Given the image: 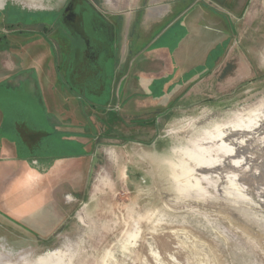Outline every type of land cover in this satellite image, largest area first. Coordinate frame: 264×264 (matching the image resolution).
<instances>
[{
    "label": "rangeland",
    "instance_id": "1",
    "mask_svg": "<svg viewBox=\"0 0 264 264\" xmlns=\"http://www.w3.org/2000/svg\"><path fill=\"white\" fill-rule=\"evenodd\" d=\"M63 1L42 0L31 7L6 0L0 20L11 27L32 29L25 23L30 21L45 26ZM175 1L93 0L111 20L122 22L120 52L143 47L138 40L145 37L143 28ZM198 1L224 20V56L182 88L183 94L176 92L164 109L126 111L119 103L99 110L103 120L88 128L94 134H87L92 146L81 199L61 186L53 199L52 191L43 192V181L41 191L38 180L24 177L23 166L15 177L12 159L4 165L0 264H264V0ZM186 3L181 0L164 21L176 32L157 43L172 46L176 33H184ZM16 34L20 46L9 34L0 36V54L13 58L2 53L0 59L12 66L21 46L26 53L53 46L36 31L18 29ZM27 56L24 60L32 64ZM103 57L97 52L93 60L78 63L88 69L105 62V73L80 81L70 71L63 73L75 91L83 89L80 100L88 112L86 100L96 99L98 84L103 86L99 99L105 100L113 80L115 59ZM44 106L27 82H0L1 132L18 141V155L32 154L42 162L74 152L57 142V135L30 146L20 142V133L47 128ZM99 111L91 114L99 116Z\"/></svg>",
    "mask_w": 264,
    "mask_h": 264
},
{
    "label": "crops",
    "instance_id": "2",
    "mask_svg": "<svg viewBox=\"0 0 264 264\" xmlns=\"http://www.w3.org/2000/svg\"><path fill=\"white\" fill-rule=\"evenodd\" d=\"M179 2L181 0L175 1L168 12L166 10L161 13L147 27L143 28L141 33L145 37L139 39L140 37L137 36L141 43L144 41L141 45L143 47L140 49L133 48L131 45L126 51H119L118 45L122 39V22L113 20L117 23L115 31H117L116 42L118 44L113 55L116 62L114 76L111 85H109L110 89H108V93L106 92L105 100L99 99L101 98L99 97V88H103L101 84H98L93 93L96 99L86 100L91 106L90 112H88L85 103L80 100L83 89L75 91L69 80L63 77V73L65 70L70 71L71 77L73 75V78L76 79L74 81H80L79 79L87 74L105 73L106 63L103 62L100 66L94 64L93 68L82 69L83 66L80 64L82 62L78 63L80 58H85L87 59L85 61L88 62L95 57L91 59L80 51L75 52L69 48V45H65L57 37H54V33H51L50 21L46 24L50 23V26L47 27L39 24L43 23L42 21L25 22L34 26L29 29L22 26L11 27V24L0 20V36L9 34L10 41L15 45L22 42V39L16 34L18 29L19 31H36L44 39L53 43L52 47L37 46V52L33 51V53H26L27 50L23 51L21 46L19 48L21 51L17 56L18 60L15 61L16 63L11 62L14 64L13 66L9 65L6 59L4 61L0 59V82L6 80L12 83L15 81L16 85L27 82V86L30 84V87H34L37 91L39 101L42 104H47L41 115L42 119L46 120L47 128L45 130L41 129L35 132L27 130L20 133L18 124L14 125L15 132L23 135L20 142L30 146V144L39 143L43 136L57 135V142L74 149L73 153L55 156L51 161L46 162H42L41 158L32 154L20 156L17 152L18 141L2 133L3 124H0V171L12 159L11 162L15 163V166L10 171V175H15V177L19 175L20 171L18 172L19 169L16 168L23 166L24 177H33L38 180V188L42 187L41 191L44 185L40 183L43 181L42 183L46 185L43 192L52 191L53 199L60 196V194L59 196L56 194L59 186L62 187V192H69L81 199L84 195L89 171L85 159L88 154H91L88 148L92 146V143L87 140V134H94L93 130H88V128L94 127L97 120L99 122L103 120V118L100 119V111L113 110V106L119 103L124 104L126 111L132 108L144 113L166 107L168 100L176 92L178 93L181 89L182 93L184 87H189L199 74L212 68L215 61L221 60L224 56L227 48L226 40H228L224 20L211 15L209 11L212 7H208L198 0H182L184 3L187 2L184 11L188 8V18L184 33H180V35L176 33V42L172 46L167 43H157L162 36L166 38L176 32L173 27L168 29L169 26L167 27L164 21ZM216 31L219 36H215ZM55 41L58 43L57 46ZM5 55L9 60L13 59L8 52H5ZM25 56L32 60V64L24 60ZM28 70L33 71L34 78L29 76ZM122 71L123 73H121ZM136 96L139 98L135 99ZM130 103L133 104V107L128 106ZM97 111H99V116L91 114L98 113ZM127 116L129 117V115H125V118L128 119ZM4 119V112L0 110V123H4ZM9 152L11 157L6 154ZM2 172H0V177L5 174V171Z\"/></svg>",
    "mask_w": 264,
    "mask_h": 264
},
{
    "label": "flooded vegetation",
    "instance_id": "3",
    "mask_svg": "<svg viewBox=\"0 0 264 264\" xmlns=\"http://www.w3.org/2000/svg\"><path fill=\"white\" fill-rule=\"evenodd\" d=\"M51 14L54 15L50 21L52 32L75 52L80 51L91 59L97 52L104 59L114 55L118 45L117 23L106 16L93 0H66Z\"/></svg>",
    "mask_w": 264,
    "mask_h": 264
},
{
    "label": "bare ground",
    "instance_id": "4",
    "mask_svg": "<svg viewBox=\"0 0 264 264\" xmlns=\"http://www.w3.org/2000/svg\"><path fill=\"white\" fill-rule=\"evenodd\" d=\"M5 1L6 0H0V8L4 7ZM21 2L31 7H37L41 6L42 0H21ZM151 9L158 13H160L162 10L161 7H151Z\"/></svg>",
    "mask_w": 264,
    "mask_h": 264
},
{
    "label": "water",
    "instance_id": "5",
    "mask_svg": "<svg viewBox=\"0 0 264 264\" xmlns=\"http://www.w3.org/2000/svg\"><path fill=\"white\" fill-rule=\"evenodd\" d=\"M65 1H66V0L63 1V4L65 3ZM63 4H62V5H63ZM91 5H92V4H91ZM92 6H93V5H92ZM93 7H94V6H93Z\"/></svg>",
    "mask_w": 264,
    "mask_h": 264
}]
</instances>
